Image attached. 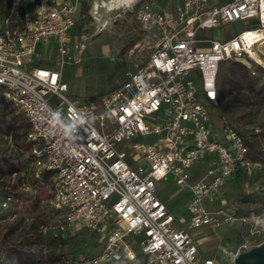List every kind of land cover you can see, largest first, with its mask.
<instances>
[{
  "label": "built area",
  "instance_id": "2783aa9c",
  "mask_svg": "<svg viewBox=\"0 0 264 264\" xmlns=\"http://www.w3.org/2000/svg\"><path fill=\"white\" fill-rule=\"evenodd\" d=\"M80 1L9 0L6 9L0 7V95L28 122L24 139L30 142L33 175L42 180L52 173V201L64 213L62 227L81 222L106 232L98 252L63 258L59 264L110 259L215 264L214 258L199 256L186 228L174 224L155 182L171 174L176 185L190 191V225L199 227L217 223L216 211L204 202L221 197L226 179L238 168L251 173L256 163L237 129L226 124L224 139L210 136L208 104L219 106L217 77L223 61L245 58L249 69L251 62L264 67L257 53L264 51V32L254 33L264 31V0H182L172 10L155 9L147 0H91L89 12L98 32L136 8L138 26L152 50L120 85L97 101L79 103L65 93L63 65L71 57L69 30ZM245 19L258 26L230 37L200 36L204 28ZM49 39L56 44L58 66L27 67L38 42ZM203 40L209 44L202 46ZM84 47L74 43L78 52ZM190 72L198 86L187 77ZM136 136L154 139L133 141ZM126 149L134 154L132 161ZM206 154H212L213 166L192 175L189 169ZM141 156L147 167L137 163ZM261 220L264 207L253 214L256 230L264 232ZM130 233L138 234V241L128 238ZM136 242L146 256L143 262L133 250ZM255 244L244 239L223 251L234 263L239 252Z\"/></svg>",
  "mask_w": 264,
  "mask_h": 264
},
{
  "label": "rangeland",
  "instance_id": "374dc122",
  "mask_svg": "<svg viewBox=\"0 0 264 264\" xmlns=\"http://www.w3.org/2000/svg\"><path fill=\"white\" fill-rule=\"evenodd\" d=\"M152 1L173 8L182 0ZM224 1L226 0H214L216 3ZM1 5L0 3V7ZM135 11L136 8L127 12L99 32L96 30L97 22L90 13L82 14L79 20L74 16L75 24L69 30L71 57L66 59L63 65V80L68 84L65 93L69 97L79 103L88 100L97 101L120 85L126 79L127 72L136 64L144 62L152 46L151 42L143 39L144 33L138 26ZM256 22H250V19L227 21L216 27L202 29V36L205 38L230 37L242 28L257 27ZM74 43H83L85 46L83 51L78 52L74 49ZM35 51L36 53L30 58L32 62L26 63L27 67L37 63L48 67L58 66L60 57H56L54 40L38 42ZM257 53L264 60V51L257 49ZM77 57L79 61H76ZM238 60L246 61L245 58ZM226 62H223L219 68L218 78L224 72ZM249 65L253 67L250 69V71L253 70L252 74H258V66L262 67L252 62ZM187 77L193 78V72H190ZM193 84L198 86V80L193 78ZM208 108L210 109L211 137L224 139L226 124L238 128L235 116L225 108L222 100L218 107L214 108L208 104ZM1 114L0 109V117ZM12 117H15L18 124L26 120L23 113L16 108L4 114L7 122ZM249 125L250 128L245 132H260L264 125V112L257 114L255 122ZM153 139L154 136H136L133 141L149 143ZM24 140V138H15L4 125H0V163L14 167L11 172H0V239L4 234L9 239L19 238L27 232L31 233L33 226L43 239L40 247L42 258H49L50 255L58 258L46 264H57L60 258L81 257L100 250L106 236L105 231L93 230L81 222L62 227L64 213L56 208L52 201L53 176L45 174L42 180L34 177L32 161ZM126 150L127 158L132 161L134 154H130V149ZM211 156L212 154H206L195 163L189 169L191 174L201 176V172L208 166H213ZM137 163L147 167V162L142 156ZM248 179L249 186L246 187L245 181ZM155 185L156 193L175 215L174 224L183 226L195 235L200 257L210 256L215 259V264H235L229 262L224 249L234 248L244 239L254 244L264 238V232L256 230L253 222V214L256 213L253 210L258 208L259 202L251 196L254 192L264 191V168L256 169L249 177L243 176L240 172L235 173L234 177L229 176L223 186L222 197L213 202H204L207 208L216 211L217 223L213 225L206 224L199 227L190 225L188 204L191 195L186 188H180L175 184L171 174L167 179L156 180ZM7 196L11 199L7 200ZM14 225L16 229L11 231ZM127 237L138 241L139 235L130 233ZM133 250L138 254V260L143 262L146 256L141 253L138 242L133 244ZM0 258L9 264L4 255L0 254ZM132 263L126 259L118 261L110 259L102 264Z\"/></svg>",
  "mask_w": 264,
  "mask_h": 264
},
{
  "label": "trees",
  "instance_id": "16d2710c",
  "mask_svg": "<svg viewBox=\"0 0 264 264\" xmlns=\"http://www.w3.org/2000/svg\"><path fill=\"white\" fill-rule=\"evenodd\" d=\"M8 1L9 0H0V3L2 4L1 7L6 9ZM86 9L87 5L84 1L82 11L85 12ZM225 61L227 62L224 72L221 76L219 75V78L217 77L219 104L222 100L225 108L235 116L234 119L239 129L237 127L234 128L242 135L244 143L247 146V155L249 158L251 160L264 161V125L260 132H245V130H248L246 126L255 122L256 115L264 112V69L258 66L259 73L252 74L249 67L240 60L228 59ZM0 109L2 110L0 125H4L7 130L15 136V138H24L28 128V122L25 120V122L18 124L16 123L15 117H12V119L7 122L4 119L5 112H12L15 107L12 106L10 102L4 100L1 95ZM242 130H244V132ZM24 141L26 149L30 151V142L26 140ZM28 154L30 155V152ZM13 169V166H7L6 163H0L1 173L11 172ZM45 174L52 173L46 172ZM262 209L263 207L260 206L253 211L259 213ZM31 228V233L27 232L19 238L9 239L6 234H4L0 239V254L1 256L4 255V258H7L9 264H46L51 260L55 261L58 259L52 257V255L46 259L42 258L40 247L43 239L41 234H39L33 226ZM15 229L16 226L14 225L10 230L14 231ZM49 242H52V240H49ZM65 258L74 257L69 256ZM62 259L63 258H60L57 264H59ZM0 264L7 263L0 258Z\"/></svg>",
  "mask_w": 264,
  "mask_h": 264
},
{
  "label": "crops",
  "instance_id": "0c3cea01",
  "mask_svg": "<svg viewBox=\"0 0 264 264\" xmlns=\"http://www.w3.org/2000/svg\"><path fill=\"white\" fill-rule=\"evenodd\" d=\"M86 2V5H87V9H86V11L85 12H83L82 11V5H83V2ZM90 1L91 0H81L80 1V4H79V6H78V8H77V10H76V12H75V14H74V16L75 17H78V20H79V18H80V16L82 15V14H84V13H90L89 12V7H90ZM143 1H145V0H143ZM147 1H149L150 3H151V5L155 8V9H164V10H172V9H174V7L172 8V7H166V5H161L160 3H153V1L152 0H147ZM177 3H179V2H177ZM155 4V5H154ZM250 22H255V20H250ZM200 36L201 37H203V38H205L204 36H202V31L200 32ZM204 42V43H203ZM200 44L203 46H205V45H208L209 44V42L207 41V40H203L202 42H200ZM248 129L250 128V125H247L246 126ZM249 157V156H248ZM253 162H255L256 164H254L253 165V167H252V171H251V173H249V174H246L245 172H243V170L241 169V168H238L237 169V171L235 172V173H237V172H240V173H242L243 174V176H250L252 173H253V171H255L256 169H260V168H264V161H260V160H252ZM235 173L231 176V177H234V175H235ZM262 174V173H261ZM248 182H249V179L247 180V181H245V186L247 187V186H249L248 185ZM186 190H188V189H186ZM189 191V190H188ZM247 191H249L248 190V188H247ZM189 193H190V191H189ZM158 195V194H157ZM159 196V195H158ZM252 197H254V199H257L256 201H258L259 203V206L258 207H264V191H261V192H254L252 195H251ZM250 196V197H251ZM160 197V196H159ZM222 197V196H221ZM220 197V198H221ZM243 197H245V196H243ZM247 197H249L248 195H247ZM161 198V197H160ZM161 200L163 201V199L161 198ZM164 202V201H163ZM165 203V202H164ZM166 204V203H165ZM167 206V205H166ZM168 207V206H167ZM169 209V208H168ZM170 210V209H169ZM171 211V210H170ZM172 212V211H171ZM173 213V212H172ZM174 215V214H173ZM175 216V215H174ZM176 226H178V227H183V226H179V225H176ZM194 236V238H195V235H193ZM264 240V238L263 239H261L260 241H258V243L259 242H262ZM198 253H199V249H198ZM204 257V256H203ZM206 257V256H205Z\"/></svg>",
  "mask_w": 264,
  "mask_h": 264
},
{
  "label": "water",
  "instance_id": "95a60500",
  "mask_svg": "<svg viewBox=\"0 0 264 264\" xmlns=\"http://www.w3.org/2000/svg\"><path fill=\"white\" fill-rule=\"evenodd\" d=\"M235 264H264V240L243 250L234 258Z\"/></svg>",
  "mask_w": 264,
  "mask_h": 264
},
{
  "label": "bare ground",
  "instance_id": "6f19581e",
  "mask_svg": "<svg viewBox=\"0 0 264 264\" xmlns=\"http://www.w3.org/2000/svg\"><path fill=\"white\" fill-rule=\"evenodd\" d=\"M263 8H264V6H263ZM263 32H264L263 30H257V31L254 32V33H256L257 35H261Z\"/></svg>",
  "mask_w": 264,
  "mask_h": 264
},
{
  "label": "clouds",
  "instance_id": "9594fccd",
  "mask_svg": "<svg viewBox=\"0 0 264 264\" xmlns=\"http://www.w3.org/2000/svg\"><path fill=\"white\" fill-rule=\"evenodd\" d=\"M84 121H81L83 123ZM261 224H264V220L259 221Z\"/></svg>",
  "mask_w": 264,
  "mask_h": 264
}]
</instances>
